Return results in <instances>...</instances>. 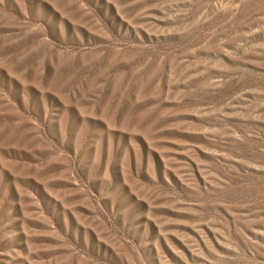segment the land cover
Returning <instances> with one entry per match:
<instances>
[{
  "label": "rangeland",
  "instance_id": "374dc122",
  "mask_svg": "<svg viewBox=\"0 0 264 264\" xmlns=\"http://www.w3.org/2000/svg\"><path fill=\"white\" fill-rule=\"evenodd\" d=\"M0 264H264V0H0Z\"/></svg>",
  "mask_w": 264,
  "mask_h": 264
}]
</instances>
